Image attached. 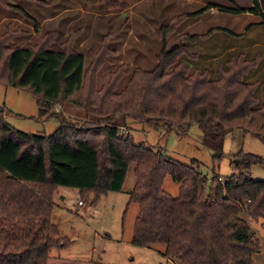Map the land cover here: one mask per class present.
I'll return each mask as SVG.
<instances>
[{
    "label": "trees",
    "instance_id": "trees-1",
    "mask_svg": "<svg viewBox=\"0 0 264 264\" xmlns=\"http://www.w3.org/2000/svg\"><path fill=\"white\" fill-rule=\"evenodd\" d=\"M259 6L260 0H252L250 7L226 10L256 13ZM174 27L162 29L154 68L136 70L122 88L123 68L99 87L88 84L104 60V46L91 55L89 71L72 40L62 49L52 48L55 32L38 35L36 44L28 46L11 45L18 31L12 26L0 33V84L31 93L40 118L60 121L49 136L27 134L7 122L9 111L0 106V264H106L49 256L52 247L66 245L51 221L54 193L59 186L79 188L95 202L99 195L120 191L133 164L128 205L139 206L134 245L162 246L167 264H175L170 258L180 264H254L258 241L241 213L261 220L264 234V180L249 176V167L264 157L240 148L226 180L214 175L208 185L198 166L172 159L161 147L135 143L116 123L134 119L181 131L197 123L218 161L232 133H250L264 142V86L259 99V82L243 80L258 60L231 55L224 65L218 62L213 78L210 69L181 60L196 57L184 42L193 43L198 35H183L167 49L166 36ZM69 102L97 122L81 125L69 119L62 109ZM167 175L179 183L176 197L163 189Z\"/></svg>",
    "mask_w": 264,
    "mask_h": 264
},
{
    "label": "rangeland",
    "instance_id": "rangeland-1",
    "mask_svg": "<svg viewBox=\"0 0 264 264\" xmlns=\"http://www.w3.org/2000/svg\"><path fill=\"white\" fill-rule=\"evenodd\" d=\"M236 5L250 7L252 0H1L0 33L12 26L18 31L11 45L28 46L36 44L38 35L55 32L52 48L62 49L64 43L72 40L75 49L85 56L89 71L93 66L91 55L100 53L104 46V60L88 84L99 87L115 70L123 68L126 75L119 82L122 88L136 70L154 68L161 50L162 29L174 23V29L166 36L167 49L177 46L183 35H198L193 43L181 40L196 54L195 58L183 55L181 60L191 67L210 69L213 78L217 76L218 62L224 65L231 55L257 59L243 80H257L255 94L263 99L264 0H260L257 13L233 14L226 10ZM204 6L211 8L198 12ZM179 17L182 19L177 20ZM0 106L9 111L7 122L27 134L49 136L60 125L56 117L40 118L32 94L11 86L0 84ZM62 109L69 119H77L81 125L97 122V117L75 103L69 102ZM116 123L123 134L133 136L135 143L153 149L161 147L172 159L198 166L208 185L214 175L222 182L226 180L233 170V155L240 148L264 157V142L250 133L228 135L218 161L213 160L214 152L203 143L204 133L197 123L185 131L134 119L119 118ZM133 170L134 164L120 191L99 195L95 202L84 197L79 188H57L51 221L57 227L60 242L66 245L52 247L49 256L106 264L168 263L162 246L147 248L133 243L134 221L139 212L138 204L128 205L135 182ZM249 176L264 180V162L252 164ZM163 189L174 197L179 195V183L170 175L165 177ZM241 216L248 222L252 238L258 241L260 251L254 255V264H264L261 220H250L245 212Z\"/></svg>",
    "mask_w": 264,
    "mask_h": 264
},
{
    "label": "crops",
    "instance_id": "crops-1",
    "mask_svg": "<svg viewBox=\"0 0 264 264\" xmlns=\"http://www.w3.org/2000/svg\"><path fill=\"white\" fill-rule=\"evenodd\" d=\"M204 7H205V6H204ZM202 8H203V7H202ZM210 8H211V7H210ZM210 8H208V9H210ZM208 9H207V10H208ZM219 9H220V8H219ZM247 12H248V11H247ZM242 13H243V12H242ZM251 13H252V12H251ZM256 13H257V12H256Z\"/></svg>",
    "mask_w": 264,
    "mask_h": 264
},
{
    "label": "built area",
    "instance_id": "built-area-1",
    "mask_svg": "<svg viewBox=\"0 0 264 264\" xmlns=\"http://www.w3.org/2000/svg\"><path fill=\"white\" fill-rule=\"evenodd\" d=\"M82 202L81 201H79V204H81Z\"/></svg>",
    "mask_w": 264,
    "mask_h": 264
}]
</instances>
